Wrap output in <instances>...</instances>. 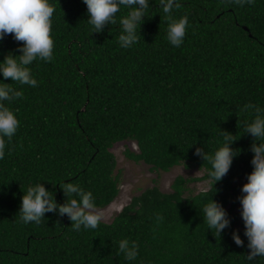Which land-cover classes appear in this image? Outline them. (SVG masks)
I'll use <instances>...</instances> for the list:
<instances>
[{
	"label": "trees",
	"instance_id": "obj_1",
	"mask_svg": "<svg viewBox=\"0 0 264 264\" xmlns=\"http://www.w3.org/2000/svg\"><path fill=\"white\" fill-rule=\"evenodd\" d=\"M52 2L54 56L31 66L37 87L4 81L24 95L9 105L20 126L0 160V264H130L118 251L123 238L138 245L132 264H246L248 249L235 245L232 233L246 245L238 197L252 171L255 138L243 127L254 117L241 108L264 107V0L243 7L233 0H180L172 14L189 21L180 47L167 40L160 0H150L130 49L118 43L126 9L117 24L92 33L82 0ZM20 44L6 36L0 60L19 55ZM220 130L236 135L230 147L240 153L215 191L194 193L190 183L206 180L210 168L195 149L214 152ZM124 140L138 149L126 150L127 158L152 171L183 165L204 173L176 176L168 192L146 188L96 229L74 231L58 212H46L39 225L21 222V197L35 182L58 204L76 198L61 187L69 182L92 191L97 208L110 204L120 185L111 148ZM208 198L228 214L220 237L206 230L201 208Z\"/></svg>",
	"mask_w": 264,
	"mask_h": 264
},
{
	"label": "clouds",
	"instance_id": "obj_2",
	"mask_svg": "<svg viewBox=\"0 0 264 264\" xmlns=\"http://www.w3.org/2000/svg\"><path fill=\"white\" fill-rule=\"evenodd\" d=\"M243 7L253 0H233ZM87 9V23L92 33H100L106 24H117V14L126 9V15L119 18V46L130 49L138 43L140 28L147 17L150 0H82ZM180 0H160V7L167 23V40L174 47H180L189 26L187 15L175 17L174 9L181 7ZM56 7L52 0H0V41L8 35L17 42L19 55L9 52L0 60V160L5 156L6 146L16 134L20 121L16 112L9 106L14 100L24 95L23 88L13 87L4 81L10 78L20 86L35 88L38 81L33 75L34 62H51L54 56V38L52 18ZM242 112L250 113L253 119L244 123V132L251 134L255 142L251 145L253 153L250 161L252 171L247 174V182L240 189L238 197L240 216L243 221L245 240L236 231L232 239L238 247L248 249L245 255L246 264L264 258V107L248 103L242 106ZM221 131V143L214 152L205 153L201 148L195 149V155L202 156L210 164L205 180V191H215V184L228 173L234 157L240 149L230 147L237 139L236 135ZM194 144V143H193ZM191 144V146L193 145ZM190 146V147H191ZM67 196L75 193L76 198L64 204L55 201L53 193L43 183L35 182L27 186L23 192L19 207V218L22 223L34 222L39 225L45 219L46 212H58L60 216L67 214L74 231L96 229L103 217L97 211L96 198L92 191L78 184L69 182L61 185ZM206 230L215 236L221 235L230 221L221 203L208 198L201 208ZM118 251L132 264L137 260L139 249L135 241L123 238L118 241Z\"/></svg>",
	"mask_w": 264,
	"mask_h": 264
},
{
	"label": "rangeland",
	"instance_id": "obj_3",
	"mask_svg": "<svg viewBox=\"0 0 264 264\" xmlns=\"http://www.w3.org/2000/svg\"><path fill=\"white\" fill-rule=\"evenodd\" d=\"M126 150L137 152L136 142L124 140L115 143L111 148L116 160L114 172L119 173L120 185L116 198L107 206L97 208V211L102 214L103 222H110L134 195L140 194L148 187L157 185L162 192H168L176 176L201 177L204 173L202 169L195 166L184 167L183 165L174 166L168 171H152L144 162H135L127 158ZM189 187L194 193L206 189L205 180L191 182Z\"/></svg>",
	"mask_w": 264,
	"mask_h": 264
},
{
	"label": "bare ground",
	"instance_id": "obj_4",
	"mask_svg": "<svg viewBox=\"0 0 264 264\" xmlns=\"http://www.w3.org/2000/svg\"><path fill=\"white\" fill-rule=\"evenodd\" d=\"M22 147V146H21Z\"/></svg>",
	"mask_w": 264,
	"mask_h": 264
}]
</instances>
